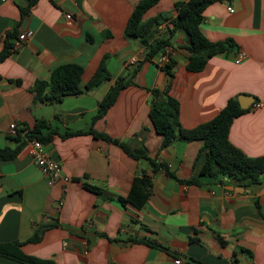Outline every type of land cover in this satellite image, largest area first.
<instances>
[{
  "label": "crops",
  "instance_id": "obj_1",
  "mask_svg": "<svg viewBox=\"0 0 264 264\" xmlns=\"http://www.w3.org/2000/svg\"><path fill=\"white\" fill-rule=\"evenodd\" d=\"M30 1L0 0V51L9 34L14 35L13 44L20 34L33 33L0 63V148L18 146L8 136L10 124L33 129L38 121H46L57 134L45 148L71 182L65 194L62 183L49 185L27 143L13 160H0V244L25 243L39 226L57 223L44 231L40 242L25 243L23 251L55 264H176L177 259L183 264H264V174L258 184L246 188L222 175L212 181L200 177L206 160L200 155L202 141L176 138L162 148L163 137L149 113L152 90H163L168 78L160 57L144 60L146 47L138 38L125 36L141 0H38L31 7ZM186 1L160 0L143 19L164 15L166 21L158 28L163 36L176 18L175 4ZM201 29L211 42L232 40L236 48L210 59L201 72H189L187 36L182 31L175 35L171 48L177 65L169 95L179 103V123L190 130L215 118L231 98H254L248 111L233 121L229 140L249 157L263 156L264 0L214 3L204 11ZM239 53L245 58L236 63ZM105 56L112 78L87 90ZM133 57L138 62L129 65ZM66 64L83 67L82 93L61 103L35 102V83L49 80ZM134 70L132 85L120 92L93 129L133 149L145 148L157 164L168 165L176 179L92 134L74 135L92 127L100 102L117 78ZM68 133L72 135L63 138ZM138 175L153 183L142 209L119 201L128 196ZM194 178L200 179L199 185L186 183ZM83 182L101 193L87 190ZM87 222L93 226L81 231ZM0 264L20 263L0 257Z\"/></svg>",
  "mask_w": 264,
  "mask_h": 264
},
{
  "label": "trees",
  "instance_id": "obj_2",
  "mask_svg": "<svg viewBox=\"0 0 264 264\" xmlns=\"http://www.w3.org/2000/svg\"><path fill=\"white\" fill-rule=\"evenodd\" d=\"M38 0H31L30 7ZM225 0H188L175 4L176 18L166 27L163 36L158 35V28L165 23L164 15L144 20V15L152 7L156 6L160 0H141L131 14L125 28V36L138 38L141 45L146 47L144 60L153 61L166 54V50L173 46L175 35L182 31L186 34L188 45L185 47L188 56L186 69L189 72H201L207 65L208 61L218 55H229L234 53L236 48L232 40L224 42H211L203 34L201 25L204 20V11L210 5L223 2ZM14 35H8L5 44L0 51V63L8 58L14 51V43L11 39ZM105 56L94 76L86 84L87 90H93L100 86L104 81L110 80L112 75L108 72ZM177 61L169 56L167 61L160 66L168 78V83L163 90L153 89L152 95L154 100L151 103L149 118L155 131L163 137L162 148L169 147L176 138L186 141H202L203 146L200 155L206 160L201 170L200 177L210 178L214 181L217 175L228 177L240 188H246L250 185L259 183L260 177L264 174V155L260 157H249L240 149L236 148L229 140V131L233 121L246 113L248 109H242L237 97L231 98L220 113L211 121L201 124L196 128L186 130L179 123V103L169 95L171 82L175 76ZM136 70L128 73L124 77H118L114 86L108 91L99 104L98 112L92 120V127L87 132H76L74 135L89 133L98 139L119 146L128 156L135 160H148L154 167V171L164 169L169 177L176 176L170 171L166 164H157L147 153L145 148L133 149L107 134L96 132L93 129L95 122L103 118L108 110L116 102L120 92L132 85V77ZM84 73L83 67L77 64H66L57 67L52 73L49 80L37 81L34 86L35 102L40 103H61L65 97L77 96L82 93L80 83ZM49 129L47 134L42 131ZM57 134L55 129H50L48 122L38 121L31 129L30 138H36L43 144H48L54 135ZM72 135L68 133L63 138ZM18 146L16 148H0V160H13L24 144L27 143L22 136L14 139ZM188 184H200L199 178L186 181ZM84 187L92 192L101 193V189L83 182ZM153 183L148 176L138 175L134 178L130 192L127 197H119L122 204H130L136 209H142L147 202ZM256 206L260 210L259 203ZM57 223L45 224L35 229L32 237L25 243H38L42 239L44 231ZM86 225L81 227V231L86 229ZM129 242L145 243L151 246H158L154 242L130 238ZM25 243L19 241H10L0 244V257L20 264H55L53 260L41 259L26 254L23 251ZM194 264V262H193ZM200 264V263H197Z\"/></svg>",
  "mask_w": 264,
  "mask_h": 264
},
{
  "label": "built area",
  "instance_id": "obj_3",
  "mask_svg": "<svg viewBox=\"0 0 264 264\" xmlns=\"http://www.w3.org/2000/svg\"><path fill=\"white\" fill-rule=\"evenodd\" d=\"M229 13H234V8L231 6H228L227 8ZM67 19H71L70 15H66ZM32 32H24L20 34L17 38V40L14 43L13 51L16 52L19 49H21L26 42L29 41V39L32 37ZM173 49L168 48L166 50V54L160 57L159 65H163L169 56H172ZM245 58V54L239 53L238 59L236 60V63H240ZM138 62L136 57H133L129 60V65H136ZM262 106L261 103L257 104L256 107L260 108ZM8 136L10 137H19L22 136L27 141L29 154L32 156L35 164L38 166L42 174L46 177L49 185H54L57 183L63 184V193L65 194L67 192V186L71 182V178L63 173L62 166L59 162L53 160L50 158L46 148L45 144H43L41 141H39L36 138H30L31 136V129L28 127H19L15 123L10 124L8 128ZM64 205V198L60 199L58 202V208L61 209ZM87 227H92L91 222H87L85 224ZM176 264H183V262L180 259H177L175 261Z\"/></svg>",
  "mask_w": 264,
  "mask_h": 264
},
{
  "label": "water",
  "instance_id": "obj_4",
  "mask_svg": "<svg viewBox=\"0 0 264 264\" xmlns=\"http://www.w3.org/2000/svg\"><path fill=\"white\" fill-rule=\"evenodd\" d=\"M238 101L240 103V106L242 109H248L253 103H254V98L247 97V96H240L238 98ZM230 190H238V188H235L233 186L229 187Z\"/></svg>",
  "mask_w": 264,
  "mask_h": 264
}]
</instances>
